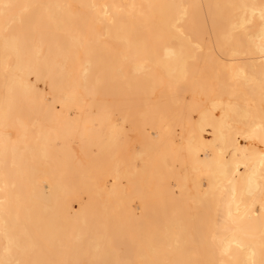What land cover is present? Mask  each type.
<instances>
[{"label": "bare ground", "instance_id": "1", "mask_svg": "<svg viewBox=\"0 0 264 264\" xmlns=\"http://www.w3.org/2000/svg\"><path fill=\"white\" fill-rule=\"evenodd\" d=\"M0 264H264V0H0Z\"/></svg>", "mask_w": 264, "mask_h": 264}]
</instances>
